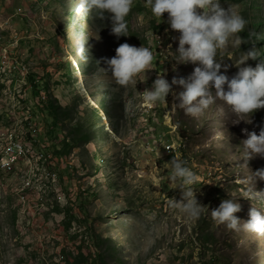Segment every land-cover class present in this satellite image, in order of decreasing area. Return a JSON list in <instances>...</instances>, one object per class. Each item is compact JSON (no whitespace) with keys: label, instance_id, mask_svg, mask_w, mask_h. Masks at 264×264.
I'll list each match as a JSON object with an SVG mask.
<instances>
[{"label":"rangeland","instance_id":"1","mask_svg":"<svg viewBox=\"0 0 264 264\" xmlns=\"http://www.w3.org/2000/svg\"><path fill=\"white\" fill-rule=\"evenodd\" d=\"M77 3L0 0V169L10 132L44 128L47 134L50 100L60 114L54 135L44 137L48 145L40 137L29 160L0 170V264H264V236L242 227L252 207L264 215V200L246 198L247 180L264 168V158L245 166L241 143L243 129L258 135L264 128V109L252 123L233 124L238 117L220 100L196 118L172 93L166 103H147L143 92L159 74L171 84L198 66L177 63L179 33L168 14L157 20L147 0H134L126 17L129 36L117 38L110 19L77 18ZM220 5L234 6L248 21L240 36L255 33L252 42L264 57V0ZM78 40H88V62L77 55ZM123 43L154 55L147 79L142 73L126 88L103 69L104 58ZM252 47H230L223 60L218 53L220 73L231 79L236 61ZM259 62L249 59L241 67ZM183 90L172 86L174 93ZM64 142L73 148L59 157ZM173 157L197 176L198 219L170 205L181 199L170 182ZM27 178L31 184L23 186ZM255 190L264 191V181L257 180ZM224 199L241 205L239 231L212 218Z\"/></svg>","mask_w":264,"mask_h":264},{"label":"clouds","instance_id":"2","mask_svg":"<svg viewBox=\"0 0 264 264\" xmlns=\"http://www.w3.org/2000/svg\"><path fill=\"white\" fill-rule=\"evenodd\" d=\"M133 2L134 0H78L73 11L79 19H110L111 34L119 38L129 36L126 17ZM147 3L157 20H162L163 15L167 13V23L171 30L179 33L178 37H174L178 39L177 63L191 62L198 66L187 79L173 77L171 84L164 75L159 74L151 89L144 90L145 101L149 104L166 103L167 97L172 93L176 101H179L178 107L186 115L196 118L216 100H220L238 117L233 124L240 121L252 123L251 116L257 110L264 109V57L255 47L256 43L252 42L255 33H249L247 39L240 36L248 21L235 11L232 5H229L227 10L223 9L220 0H147ZM106 13L111 15L106 16ZM249 42L253 44L251 50L243 53L236 61L238 72L231 79L221 74V63L217 62L218 53L221 54L220 60H223V53L230 47L239 49L241 44ZM87 43L88 40H78L76 46L77 55L84 62H88L91 57ZM115 53L112 58H104L107 67L103 69L111 74L118 86L126 88L132 84L136 85L139 81L136 78L140 74L146 76V73L153 69L154 55L147 47L123 43L116 48ZM249 59H259L260 62L255 67H241ZM173 85H179L184 90L178 94L174 93ZM242 131L247 136V139L241 141L242 159L247 166L248 161L256 157L264 158V128H261L258 135L246 128ZM168 164L172 172L170 182L177 183L176 188L181 190V199H170V205L180 209L188 217L198 219L203 206L198 202L193 187L197 183L196 174L186 166V161L175 157ZM252 173L247 180L251 186L246 188L249 193L246 198L251 201L264 200V191L255 190L256 181H264V168ZM239 211V203L234 199H224L211 214L217 225H225L229 230L239 231L241 221L235 215ZM249 216L250 219L242 225L243 230L264 236V215L256 207H252Z\"/></svg>","mask_w":264,"mask_h":264},{"label":"bare ground","instance_id":"3","mask_svg":"<svg viewBox=\"0 0 264 264\" xmlns=\"http://www.w3.org/2000/svg\"><path fill=\"white\" fill-rule=\"evenodd\" d=\"M30 135H31V130L28 128L21 129V130L17 129L15 132L14 131L10 132V134L6 138L7 145L3 150V153L5 154L7 158L3 160L1 163H4L6 162V160L9 159V149H12L14 146H15V151H17L18 153L19 162L23 160L25 161L29 160L31 158L30 156H31L32 151L30 147H27L25 144H23V138L25 136H30ZM45 136H46V132H45ZM27 183L31 184L30 178L25 179L23 186H25Z\"/></svg>","mask_w":264,"mask_h":264},{"label":"built area","instance_id":"4","mask_svg":"<svg viewBox=\"0 0 264 264\" xmlns=\"http://www.w3.org/2000/svg\"><path fill=\"white\" fill-rule=\"evenodd\" d=\"M45 129L44 128H38L31 130L30 136H25L23 138V144H25L27 147L31 148V151L35 148V143L39 141V138L42 137L43 140H45ZM48 145V142H46ZM19 164V157L17 151H15V146L12 149H9V159L6 160V162L1 163L2 171H7L15 168Z\"/></svg>","mask_w":264,"mask_h":264},{"label":"trees","instance_id":"5","mask_svg":"<svg viewBox=\"0 0 264 264\" xmlns=\"http://www.w3.org/2000/svg\"><path fill=\"white\" fill-rule=\"evenodd\" d=\"M160 28H158L157 30H159ZM165 29L164 26L161 27V30ZM38 86H36L35 88H37ZM51 103L49 105L48 108V116L52 119V124L48 127L46 126V130H47V134H46V138L50 140V137L54 135L55 133V128H57L60 124V114L56 105V101L55 100H50ZM72 146L69 145V143L64 142L63 143V148L62 150L58 151L59 157L62 154H68L71 150H72Z\"/></svg>","mask_w":264,"mask_h":264}]
</instances>
